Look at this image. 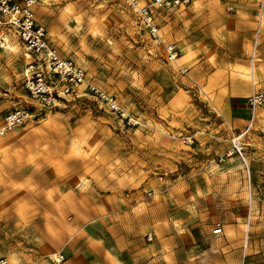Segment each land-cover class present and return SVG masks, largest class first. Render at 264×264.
<instances>
[{
    "label": "rangeland",
    "instance_id": "1",
    "mask_svg": "<svg viewBox=\"0 0 264 264\" xmlns=\"http://www.w3.org/2000/svg\"><path fill=\"white\" fill-rule=\"evenodd\" d=\"M192 1L161 10H175L181 27L189 23L210 27L215 14L210 10L216 9L211 0L198 2L207 10L199 6L178 12ZM37 2L36 18L60 56L84 69L89 82L113 97L120 111L82 87L64 95L60 85L52 107L33 100L24 86L32 59L8 34L0 48V148L9 154L0 168L4 264H63L65 255L47 256L37 245L36 231L29 229L106 231V235L110 224L114 227L120 220L118 215L108 216L110 197L118 202L143 200L185 225L187 208L195 201L191 197L209 222L218 216L230 220L236 213L247 215L248 221L252 212V239L258 248L247 264H264V127L251 131L250 139L240 144V139L227 138L220 122L211 120L214 117L206 120L212 115L199 102V87L188 81L190 71L170 65L180 59L181 49L174 47L178 57L171 60L126 0ZM216 4L229 7L227 0ZM263 5L253 19L258 24L259 16L264 26ZM233 15L229 9L223 18ZM260 47L264 50V33ZM255 49L253 44L252 55ZM257 94H264V89ZM251 97L247 104L253 113L264 109V105L252 108ZM17 111L28 115L26 121L2 132L6 117ZM82 167L86 181L79 184L83 192L78 195L74 185L77 168ZM94 217H102L99 224L89 222ZM72 238L75 247L81 245L76 235Z\"/></svg>",
    "mask_w": 264,
    "mask_h": 264
},
{
    "label": "crops",
    "instance_id": "2",
    "mask_svg": "<svg viewBox=\"0 0 264 264\" xmlns=\"http://www.w3.org/2000/svg\"><path fill=\"white\" fill-rule=\"evenodd\" d=\"M194 1L188 8L180 7L178 12L186 9L190 12L199 6L204 10L209 8L198 4L201 0ZM211 1L216 9L210 10L215 12L210 27L189 23L186 30V26L179 25L180 17L173 16L175 10H156V24L164 43L181 49H178L180 59L170 65L173 69L190 71L188 81L199 87V102L212 115L206 120L214 117L211 120L220 122L227 138L233 139L232 142L240 139L241 144L250 139L251 131L264 127V109H256L253 113L247 104L249 97L264 89V50L258 49L264 26L259 16L258 24L253 19L264 0H256V6L248 4L255 0H227L229 7L226 8L216 4L219 0ZM229 9L234 15L224 19V13ZM253 44L256 47L254 55L251 54ZM208 128H211L209 124ZM1 141L0 138V144ZM5 150V147L0 148V168L6 162L5 156H9ZM2 175L0 172V178ZM84 175V168H77L74 186H78V195L83 192ZM178 184L186 187L181 182ZM191 199L195 201L187 208V225L143 200L118 202L117 197H110L108 203L112 206L108 216L118 215L120 220L114 227L109 220L111 228L106 235V231H51L49 227L46 230L37 226H32L29 231H36L40 239L37 245L47 251V256L64 254L66 261L63 264H247L252 252L255 254L254 250L258 248L252 239L255 234L253 213L249 214L248 221L247 215L236 213L230 220L218 216L209 222L203 210L198 208L196 198ZM101 218L94 217L89 222L96 225ZM217 223L222 228L220 235L213 234ZM75 235L81 244L77 247L71 241Z\"/></svg>",
    "mask_w": 264,
    "mask_h": 264
},
{
    "label": "built area",
    "instance_id": "3",
    "mask_svg": "<svg viewBox=\"0 0 264 264\" xmlns=\"http://www.w3.org/2000/svg\"><path fill=\"white\" fill-rule=\"evenodd\" d=\"M137 15L143 29L158 45L165 46L171 60L178 57V51L173 46L165 45L158 25L156 24V10L168 7L187 5L192 0H126ZM37 0H0V48L4 47L8 34H13L29 53L32 61L25 73V89L29 96L48 107L56 104L59 97L58 87L65 95L72 94L74 89L82 87L90 95L109 103L111 109L120 111L114 98L91 84L87 73L81 67L64 60L58 49L52 45L46 29L36 18ZM252 108L264 105V94L254 95L249 99ZM28 115L17 111L6 117L5 130L23 124ZM241 155V150L235 147ZM248 169L247 162L244 160ZM213 234H222V228L217 227ZM59 262L63 257H59ZM4 264V261H0Z\"/></svg>",
    "mask_w": 264,
    "mask_h": 264
},
{
    "label": "bare ground",
    "instance_id": "4",
    "mask_svg": "<svg viewBox=\"0 0 264 264\" xmlns=\"http://www.w3.org/2000/svg\"><path fill=\"white\" fill-rule=\"evenodd\" d=\"M26 52H27V51H26ZM27 54H28V55H27V57L29 56V58H30V55H29V53H28V52H27Z\"/></svg>",
    "mask_w": 264,
    "mask_h": 264
}]
</instances>
